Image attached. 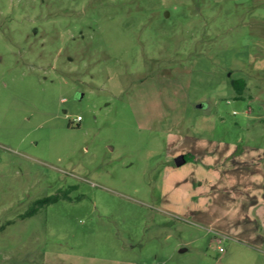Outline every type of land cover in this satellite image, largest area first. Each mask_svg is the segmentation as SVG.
Returning a JSON list of instances; mask_svg holds the SVG:
<instances>
[{
  "label": "rangeland",
  "instance_id": "rangeland-1",
  "mask_svg": "<svg viewBox=\"0 0 264 264\" xmlns=\"http://www.w3.org/2000/svg\"><path fill=\"white\" fill-rule=\"evenodd\" d=\"M0 264H264V0H0Z\"/></svg>",
  "mask_w": 264,
  "mask_h": 264
},
{
  "label": "trees",
  "instance_id": "trees-1",
  "mask_svg": "<svg viewBox=\"0 0 264 264\" xmlns=\"http://www.w3.org/2000/svg\"><path fill=\"white\" fill-rule=\"evenodd\" d=\"M232 85L235 88L237 94H241L242 90L245 87V81L243 79H234L232 81ZM55 199V197H45L38 200L39 204H43L49 202L50 200Z\"/></svg>",
  "mask_w": 264,
  "mask_h": 264
},
{
  "label": "water",
  "instance_id": "water-1",
  "mask_svg": "<svg viewBox=\"0 0 264 264\" xmlns=\"http://www.w3.org/2000/svg\"><path fill=\"white\" fill-rule=\"evenodd\" d=\"M185 159H186L185 156L180 154L179 156L175 158V163L177 165H180L181 163L185 161Z\"/></svg>",
  "mask_w": 264,
  "mask_h": 264
},
{
  "label": "built area",
  "instance_id": "built-area-1",
  "mask_svg": "<svg viewBox=\"0 0 264 264\" xmlns=\"http://www.w3.org/2000/svg\"><path fill=\"white\" fill-rule=\"evenodd\" d=\"M79 118V117H78Z\"/></svg>",
  "mask_w": 264,
  "mask_h": 264
}]
</instances>
